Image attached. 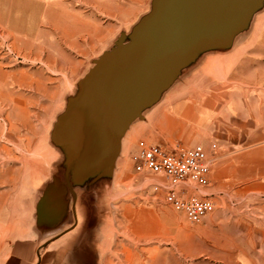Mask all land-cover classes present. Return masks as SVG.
Instances as JSON below:
<instances>
[{"label": "rangeland", "instance_id": "1", "mask_svg": "<svg viewBox=\"0 0 264 264\" xmlns=\"http://www.w3.org/2000/svg\"><path fill=\"white\" fill-rule=\"evenodd\" d=\"M152 1L0 0V262L24 217L18 206L22 182L41 171L51 175L61 159L50 133L67 98L75 95L79 80L103 53L121 36L128 39L151 11ZM223 56L228 63L208 65L203 60L193 68L209 69L211 76L200 80L208 93L216 92V80L217 92H228L231 85L222 91V83L229 84L236 74L247 78L253 68L256 78H264V4L249 30ZM255 57L260 62L249 64ZM220 64L228 70L224 74L229 79L223 82L216 75ZM193 78L189 72L177 81L156 107L199 81ZM152 111L146 110L129 128L135 143L148 140L136 135L150 131ZM130 165L125 154L112 187L101 198L108 216L103 264H264V212L234 213L231 198L213 199L215 211L202 223L190 224L160 201L150 202L134 183Z\"/></svg>", "mask_w": 264, "mask_h": 264}, {"label": "water", "instance_id": "2", "mask_svg": "<svg viewBox=\"0 0 264 264\" xmlns=\"http://www.w3.org/2000/svg\"><path fill=\"white\" fill-rule=\"evenodd\" d=\"M263 4L153 0L128 39L121 36L79 80L77 92L58 115L50 139L61 159L41 190L36 225L58 228L69 209L74 213L79 193L111 186L131 125L205 55L228 53Z\"/></svg>", "mask_w": 264, "mask_h": 264}, {"label": "crops", "instance_id": "3", "mask_svg": "<svg viewBox=\"0 0 264 264\" xmlns=\"http://www.w3.org/2000/svg\"><path fill=\"white\" fill-rule=\"evenodd\" d=\"M203 60L209 65L214 61L228 63L229 59L223 55L215 58L205 55L200 62ZM256 61L260 59H250L249 64ZM221 66V73L216 75L223 82L229 77L224 74L228 71L226 65ZM208 70L188 71L187 76L190 72L193 80L199 81L184 87L182 94L168 95L166 101L153 107L150 131L144 130L136 136L142 134L150 143L165 148L177 144L186 148L202 144L208 148L210 143H215L216 160L209 175L208 195L214 201L231 198L235 203L234 213L264 212V78H256L253 68L247 78L236 74L228 80L229 84L222 83V91L225 85H231L226 93L217 92L220 85L216 80V92L212 94L200 82L211 76ZM129 136L128 131L122 140L116 167L122 156L127 154L128 161V155L136 150V137ZM48 174L43 176L41 171L39 177L31 176L22 182L18 206L24 217L19 219L15 238L5 245L0 264H103L108 216L101 205L100 193L112 187L116 172L111 186L79 193L74 213L69 209L65 221L52 230L39 228L35 218L41 190L51 176Z\"/></svg>", "mask_w": 264, "mask_h": 264}, {"label": "built area", "instance_id": "4", "mask_svg": "<svg viewBox=\"0 0 264 264\" xmlns=\"http://www.w3.org/2000/svg\"><path fill=\"white\" fill-rule=\"evenodd\" d=\"M216 150L215 143L208 148L202 144L165 148L140 140L128 161L134 183L150 202L160 201L197 225L215 211V203L205 189L209 186Z\"/></svg>", "mask_w": 264, "mask_h": 264}]
</instances>
